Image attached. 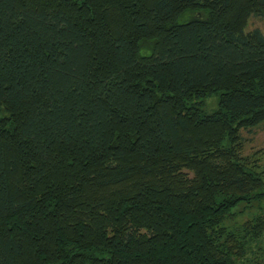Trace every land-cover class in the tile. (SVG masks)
<instances>
[{
  "label": "trees",
  "instance_id": "16d2710c",
  "mask_svg": "<svg viewBox=\"0 0 264 264\" xmlns=\"http://www.w3.org/2000/svg\"><path fill=\"white\" fill-rule=\"evenodd\" d=\"M263 14L0 0V264H264Z\"/></svg>",
  "mask_w": 264,
  "mask_h": 264
},
{
  "label": "rangeland",
  "instance_id": "374dc122",
  "mask_svg": "<svg viewBox=\"0 0 264 264\" xmlns=\"http://www.w3.org/2000/svg\"><path fill=\"white\" fill-rule=\"evenodd\" d=\"M259 28L264 34V14L251 16L246 29ZM209 105L212 107L214 102L212 99L209 100ZM242 136L244 137V143L242 147L243 155H250L260 149H264V128L261 126L254 127L251 130H243ZM254 157L258 158L260 169L264 170V154L257 153ZM248 216V213L235 219V222H242Z\"/></svg>",
  "mask_w": 264,
  "mask_h": 264
}]
</instances>
